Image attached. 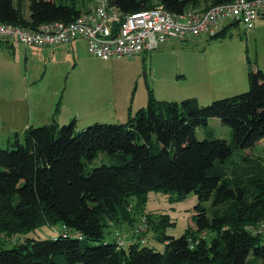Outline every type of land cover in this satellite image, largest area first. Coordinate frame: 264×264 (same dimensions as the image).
Returning <instances> with one entry per match:
<instances>
[{"label": "trees", "instance_id": "obj_1", "mask_svg": "<svg viewBox=\"0 0 264 264\" xmlns=\"http://www.w3.org/2000/svg\"><path fill=\"white\" fill-rule=\"evenodd\" d=\"M110 1L127 16L158 7L174 14L206 11L233 0ZM22 3L16 8L14 0H0V22L37 29L71 22L93 6V0H29L25 19ZM230 27L210 38L225 37ZM248 85V92L207 106L196 98L159 101L150 91L147 108L125 124L95 123L77 131L76 119L59 126L55 118L30 127L12 149L0 144V231L61 226L53 239L0 247V264H264V232H258L264 224V164L245 158L243 169L227 172L234 151L252 150L264 140V72L250 70ZM212 118L232 129L231 142L197 138V129ZM101 153L118 157L119 164L88 171L83 159L92 162ZM152 190L195 193L201 202L214 196L215 203L231 202L233 210L216 213L211 222L199 207L195 234L214 233L210 242L191 230L179 238L161 232L162 251L141 243L142 236L118 249L116 235L106 240L108 228L135 230Z\"/></svg>", "mask_w": 264, "mask_h": 264}, {"label": "rangeland", "instance_id": "obj_2", "mask_svg": "<svg viewBox=\"0 0 264 264\" xmlns=\"http://www.w3.org/2000/svg\"><path fill=\"white\" fill-rule=\"evenodd\" d=\"M14 6L18 7V0H14ZM22 11L29 13V0H23ZM259 21L264 19L257 23ZM73 44L41 49L15 41L0 44V118L7 117L1 118L0 124H9L0 128L4 137L1 148L12 149L11 143L17 139L23 143L30 127L51 124L55 118L59 126L76 119L77 131L95 123L125 124L138 110L147 108L150 91L157 100L163 99L159 101L177 97L175 102H181L196 98L201 105L207 106L215 100L248 92V84L243 89L241 86L248 80L250 70L264 72V28L249 32L234 26L227 30L225 37L201 35L184 42L170 40L152 52L110 61L89 55L85 42ZM12 104L24 114L12 119L9 112ZM6 111L8 114L4 115ZM19 120L25 125L30 121L31 126L19 128ZM6 132H12V135L6 136ZM196 135L199 140L214 137L232 141V129L218 118H212L207 126L198 128ZM5 136L12 138L8 145ZM250 157L264 164V140L252 150L234 151L227 161L229 176L234 170L243 169L247 165L244 159ZM119 162L118 157L104 153L92 162L83 159L88 171ZM131 204L136 205L133 198ZM199 207L206 210L211 222L216 213L231 214L233 210L231 202L215 203L214 196L201 202L195 193L180 197L177 191L152 190L143 203L145 216L137 228H108L106 240H113L117 235L126 247L142 236L141 243L162 251L164 244L158 239L161 232L179 238L191 230L195 236L210 242L214 233L195 234L194 219L200 214ZM163 219L169 222L168 226L161 224ZM142 223H145L144 229ZM260 226L258 230H263L264 224ZM60 227L41 224L35 232L24 234L0 231V247L11 249L31 238L53 239Z\"/></svg>", "mask_w": 264, "mask_h": 264}, {"label": "built area", "instance_id": "obj_3", "mask_svg": "<svg viewBox=\"0 0 264 264\" xmlns=\"http://www.w3.org/2000/svg\"><path fill=\"white\" fill-rule=\"evenodd\" d=\"M259 19H264V0H233L206 11L187 10L181 14L158 7L127 16L110 0H93L91 10L68 23H46L30 29L0 22V44L15 41L41 49L81 40L89 55L110 61L152 52L170 40L184 42L201 35L210 38L229 26L252 31ZM142 225L144 229L145 223ZM61 232L67 236L65 226ZM258 232H264V227ZM121 239L116 235L118 249L124 247Z\"/></svg>", "mask_w": 264, "mask_h": 264}, {"label": "crops", "instance_id": "obj_4", "mask_svg": "<svg viewBox=\"0 0 264 264\" xmlns=\"http://www.w3.org/2000/svg\"><path fill=\"white\" fill-rule=\"evenodd\" d=\"M24 14V13H23ZM24 18L25 19H29L30 18V11H29V13L28 14H24ZM264 28V21H259L257 24H256V26H255V28L253 29V30H256V32H258L259 30H261V29H263ZM253 30L252 31H249V32H253ZM78 42H83V41H81V40H77V41H75L74 42V44H76L77 45V43ZM84 43V42H83ZM73 44V45H74ZM73 45H72V49H73V52H75L76 51V48H73ZM247 84H248V80L246 79V80H244V83H243V85L241 86L242 87V89H243V87H245V86H247ZM177 97H175V98H173V100H166V101H177ZM159 100H163V99H159ZM18 110L17 109H15V107H14V105L12 104L11 105V107L9 108V112L11 113V117H12V119H13V117H15V116H19L22 112L19 110L18 112H17ZM139 111V110H138ZM15 112H17V113H15ZM4 115H7L8 113H7V111L5 112V113H3ZM24 114V113H23ZM23 114H21V115H23ZM1 118H4V119H6L7 117H2L1 116ZM0 118V119H1ZM19 122H20V127L19 128H26L28 125L29 126H31L30 125V121H29V124H27V125H25V124H22V121L21 120H19ZM9 125V124H8ZM8 125H3V126H1V124H0V128H6ZM46 125V124H45ZM6 136H9V135H12V132H6V134H5ZM5 136V137H6ZM7 138V137H6ZM12 138H7V140H6V142H8V141H10ZM3 143H4V137H2V135L0 134V144L1 145H3Z\"/></svg>", "mask_w": 264, "mask_h": 264}]
</instances>
